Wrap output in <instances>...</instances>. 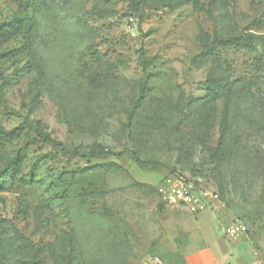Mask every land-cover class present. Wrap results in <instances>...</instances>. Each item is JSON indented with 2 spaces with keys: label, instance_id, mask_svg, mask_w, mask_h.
I'll use <instances>...</instances> for the list:
<instances>
[{
  "label": "rangeland",
  "instance_id": "374dc122",
  "mask_svg": "<svg viewBox=\"0 0 264 264\" xmlns=\"http://www.w3.org/2000/svg\"><path fill=\"white\" fill-rule=\"evenodd\" d=\"M132 1L0 0V129L24 125L0 138V264H140L144 254L185 264L204 242L182 228L192 215L160 196L173 174L219 189L222 208L205 218L218 234L243 225L225 245L231 264H264V175L247 154L264 147V107L235 109L261 134L246 136L256 124L245 122L231 136L241 134L237 150L213 162L218 112L182 119L204 93L209 66L192 60L215 29L250 39L219 63L234 75L264 69V0ZM18 18L36 21L31 48L2 32ZM141 80L146 96L127 126Z\"/></svg>",
  "mask_w": 264,
  "mask_h": 264
},
{
  "label": "trees",
  "instance_id": "16d2710c",
  "mask_svg": "<svg viewBox=\"0 0 264 264\" xmlns=\"http://www.w3.org/2000/svg\"><path fill=\"white\" fill-rule=\"evenodd\" d=\"M135 1L136 0H133L132 2L134 4L139 3V0ZM212 1L218 3L222 0ZM35 24L36 21L34 18L13 19L2 32H4V34L21 35L27 41L26 46L31 48ZM204 35L207 37V34ZM202 40V49L194 56L192 62L196 65L206 64L209 66L206 78L203 82L204 93L195 99H189L185 105V111L182 112V119H184L187 124L193 125L196 122L205 121L210 110L218 112L219 119L217 121L216 143L214 145L205 143L206 149L213 162L216 157L222 158L237 150L241 134L235 136L233 139L231 136L232 133L235 132L234 130L239 131L240 126L245 122L248 124H256L255 127H249V129H253V133L249 134L247 132L246 136H252L254 133L256 135L261 134L260 129L262 127L259 125L260 122L253 118V114L247 113L244 116L245 121L241 122L243 117H241L240 111H236L235 109H237L241 103L253 105V108H256L258 112L264 107V94L261 89L262 85L258 84L260 81L264 83V69L258 67L257 69L261 71L258 75H234L229 65L224 66L222 62L219 63L220 51L226 48L236 50H245V48H248L247 46L250 39H248L247 36H240L235 32L222 35L215 29L214 34L209 39L203 38ZM146 88V83L143 80L139 81L137 96L126 112L125 123L127 126L133 123L137 109L146 96ZM257 103L259 105H257ZM248 110L250 111L251 109ZM23 126L22 124L11 130L0 129V138L7 140L14 138L22 132L24 129ZM262 136H264V134H262ZM45 138L46 140H51L49 137ZM251 146L253 151L250 147L247 154L254 163L257 171L264 175V147L260 145ZM18 161H20V156L18 155L10 159L7 162L5 172L8 169H14ZM218 193L220 195L219 189ZM1 246L2 228L0 226V247Z\"/></svg>",
  "mask_w": 264,
  "mask_h": 264
},
{
  "label": "built area",
  "instance_id": "2783aa9c",
  "mask_svg": "<svg viewBox=\"0 0 264 264\" xmlns=\"http://www.w3.org/2000/svg\"><path fill=\"white\" fill-rule=\"evenodd\" d=\"M159 193L167 204L181 207L192 215L203 211L217 214L223 205L217 191L205 187L195 188L178 174L167 176L159 187ZM220 226L226 241L236 238L244 230L243 225L237 222H230L227 225ZM140 263L165 264L162 258L156 254L141 256Z\"/></svg>",
  "mask_w": 264,
  "mask_h": 264
},
{
  "label": "crops",
  "instance_id": "0c3cea01",
  "mask_svg": "<svg viewBox=\"0 0 264 264\" xmlns=\"http://www.w3.org/2000/svg\"><path fill=\"white\" fill-rule=\"evenodd\" d=\"M179 208L182 209L185 213L192 215L185 209L181 207ZM207 212L208 213L203 214H200L201 212H199L192 215V218L190 217L191 220L189 218L190 221L182 225V228H187L189 231L198 233L204 242V245L198 249H188L184 251L183 259L185 261V264H231L228 260L229 258L224 254V249L227 241L224 239L222 232L218 234L212 229L210 225L211 223H209L208 220V222L205 221V218L207 216L206 214H208V216L211 215L210 211ZM211 217L213 218V216ZM162 260L166 264V261L163 258ZM238 262L239 261L237 260L235 264H239Z\"/></svg>",
  "mask_w": 264,
  "mask_h": 264
}]
</instances>
